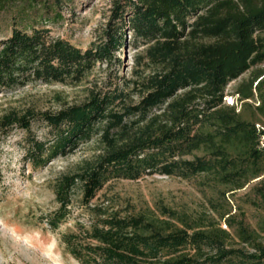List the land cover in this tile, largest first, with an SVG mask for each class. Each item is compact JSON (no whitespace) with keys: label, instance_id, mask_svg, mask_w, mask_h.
I'll list each match as a JSON object with an SVG mask.
<instances>
[{"label":"trees","instance_id":"16d2710c","mask_svg":"<svg viewBox=\"0 0 264 264\" xmlns=\"http://www.w3.org/2000/svg\"><path fill=\"white\" fill-rule=\"evenodd\" d=\"M65 2L0 0V93L77 85L116 58L128 32L138 50L125 86L89 88L58 110L0 115V133L26 132L25 160L35 168L97 135L99 152L56 186L53 229L77 188L89 216L63 233L67 251L82 264H264V0H113L103 34L86 49L53 33ZM247 71L227 102L228 84ZM40 124L51 139L37 138ZM154 173L203 177L212 214L101 200L108 181ZM248 187L254 222L231 204Z\"/></svg>","mask_w":264,"mask_h":264},{"label":"rangeland","instance_id":"374dc122","mask_svg":"<svg viewBox=\"0 0 264 264\" xmlns=\"http://www.w3.org/2000/svg\"><path fill=\"white\" fill-rule=\"evenodd\" d=\"M112 1L66 0L62 8L64 18L52 26L53 33L83 49L90 47L104 32ZM127 41L113 61L98 63L77 85L36 83L0 93V115L12 108L29 106L58 110L66 104L80 103L89 88L109 87L110 83L113 87L118 81L125 86L123 81L133 78L138 51L132 43L131 32L127 34ZM250 73L247 71L228 84L227 102H234L232 94ZM33 131L41 140L52 137L47 126L42 124L36 125ZM96 138L97 135L73 152L35 168L25 160L29 145L26 132L14 128L8 134L0 133V264H82L67 251L61 240L63 233L73 229L76 222L89 220L79 201L78 188L72 191L74 202L59 227L53 229L49 219L60 206L56 196L58 181L64 174L75 171L84 159L99 152ZM202 181L201 176L185 179L159 173L144 174L137 179H112L99 195L106 203L136 211L149 208L158 211L159 206L165 205L193 214H212L210 198L213 192L202 186ZM249 188L238 191L231 204L233 212L237 213L238 205H244L249 221L254 222L253 209L244 202Z\"/></svg>","mask_w":264,"mask_h":264}]
</instances>
